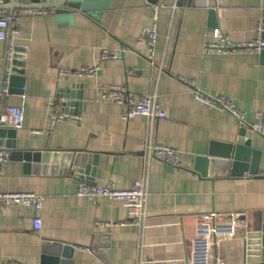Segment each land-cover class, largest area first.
I'll list each match as a JSON object with an SVG mask.
<instances>
[{
	"label": "crops",
	"instance_id": "crops-1",
	"mask_svg": "<svg viewBox=\"0 0 264 264\" xmlns=\"http://www.w3.org/2000/svg\"><path fill=\"white\" fill-rule=\"evenodd\" d=\"M157 1L109 0L102 9L72 15L55 9L47 15L0 10L9 19L10 34L9 40H0V74L9 49L20 55L14 60L25 78L22 94L2 97L0 117L17 106L24 109L25 121L16 131V148H10L0 189L43 197L39 210L0 206V264H45L51 258L42 248L47 240L72 247L71 255H61L57 264H190L202 216L210 223L222 224L226 218L234 223L233 235L213 247L208 264H248L259 256L264 134L252 131L250 124L257 111L264 112L262 52L218 54L205 52L204 44L214 41L217 28L235 42L256 38L259 28L264 37V0H208L209 7L196 0H163L156 45L162 71L148 62L140 39L143 27L153 21L151 6ZM123 48L121 59L102 57L103 49ZM94 65L99 70L93 77L60 75ZM103 85L121 86L134 98L157 92L167 117L156 123L155 140L181 153L180 166L159 159L145 162L148 119L123 120L124 105L100 98ZM196 90L224 96L245 113L252 133L243 138L251 141L252 153L241 175H232L231 166L213 178L195 170L196 157L207 156L213 144L237 143L243 126L232 113L198 99ZM52 101L80 120L60 121L50 130ZM79 150L97 154L96 163L86 159L81 173L73 171L72 162L61 166L64 152ZM15 151L49 152L50 157L28 162ZM55 152L59 155L53 161ZM144 176L150 213L144 230L123 224L130 215L122 202L107 197L94 202L77 194L81 181L130 189ZM36 216L40 230L33 226ZM99 221L108 224L97 226ZM196 264H202L199 258Z\"/></svg>",
	"mask_w": 264,
	"mask_h": 264
},
{
	"label": "built area",
	"instance_id": "built-area-1",
	"mask_svg": "<svg viewBox=\"0 0 264 264\" xmlns=\"http://www.w3.org/2000/svg\"><path fill=\"white\" fill-rule=\"evenodd\" d=\"M23 3H31V0H20ZM2 4V0H0ZM196 5L209 7L208 0H196ZM165 6L163 0H159L152 4V23L149 26L143 27L140 39L146 46V59L153 67H158L161 71L163 66L156 60V45L158 38V20L159 12ZM41 15L49 14V9H30ZM9 19L6 16H0V40H7L9 38ZM214 41L206 42L204 44L205 52H212L218 54H233L239 52H254L261 53L264 50V37L262 30L259 28L256 38L250 41L235 42L217 28L214 30ZM126 49H103L102 57L105 59H121L124 56ZM13 57V51H9V58ZM99 70V65L85 67L79 71L64 70L60 72L61 76H75L86 75L93 77ZM10 75L8 74L5 86L0 90V96L9 95ZM187 83H191L186 80ZM99 96L102 100L112 101L125 106V111L122 115L123 120L129 121L137 116H145L148 119L147 137L144 148V159L149 164L151 159H159L165 161L173 166H180L182 163V155L176 149L158 143L155 140L156 123L167 117L165 110L158 101L157 92L151 91L140 98L131 97L125 88L116 85H103L98 88ZM196 96L207 105L218 108L222 111L232 113L238 118L242 125H247L246 115L234 103L229 101L224 96L210 97L204 95L200 90L195 91ZM52 114L49 121L50 130L60 121L65 120H80L79 115H74L66 112L61 108L56 101L50 103ZM25 114L22 107L11 106L8 107L5 113L0 117V126L9 129H21L24 125ZM252 131L264 134V112L257 111L253 122L250 124ZM12 151L7 147H0V177L5 173V165L11 158ZM77 194L81 197H87L91 201H97L101 197H107L112 200H117L123 203L128 209L130 219L123 224L134 225L140 227L142 230L147 226L150 219L148 210V178L147 176L137 179L130 189H119L112 185L97 186L81 181L78 184ZM15 204L19 206H32L36 210L42 208L43 197L31 192H5L0 189V206ZM108 223L97 222V226H104ZM33 226L35 230L42 228L41 218L36 216L33 219ZM234 223L231 219L226 218L222 224L210 223L207 216L200 217L197 233L195 238L194 250L191 255L193 259L190 264H196L197 258L202 264H208L207 258L213 247L220 246L222 242L226 241L233 235ZM6 264H24L19 261L11 260ZM219 264H224L219 263Z\"/></svg>",
	"mask_w": 264,
	"mask_h": 264
},
{
	"label": "water",
	"instance_id": "water-1",
	"mask_svg": "<svg viewBox=\"0 0 264 264\" xmlns=\"http://www.w3.org/2000/svg\"><path fill=\"white\" fill-rule=\"evenodd\" d=\"M44 1V4L38 2ZM109 0H31V3H23L20 0H2L0 4V10L9 9L12 14L16 9H55L56 13L59 14H75L77 11H91L102 9L107 6ZM10 38V35H9ZM8 38V40H9ZM262 61L264 62V50L261 53ZM20 57L13 53V59L8 62L9 49L7 52L6 64L1 69L0 74V90L5 86V81L8 76V72H11L10 82H9V94H22L23 87L25 85V78L23 77L24 69L16 67L20 62L14 60V58ZM9 63V67H8ZM21 64V63H20ZM12 65H14L12 67ZM9 68V70H8ZM11 68V69H10ZM2 96H0V110H1ZM15 129H9L0 126V147L16 148L14 138L16 136ZM247 132L252 133L248 130L245 125L242 126L240 136L237 139V143L230 145H219L213 144L207 156H198L195 159V170L202 174L203 176L214 177L216 173L220 175H225L229 167L231 166L232 175H241L243 170H247L245 162L248 160L249 154L252 153L251 141L249 139L243 138ZM14 155L22 156L25 161H35L40 162L41 159H49V152L43 154L40 151H15ZM17 153V154H16ZM21 154V155H20ZM59 152H55L52 155V160L56 161ZM62 157L61 166L67 167L68 163L72 162V169L75 172H83L81 165H83L86 159L94 161L96 163L97 154L88 151H73L64 152ZM254 168L250 171L254 172ZM91 174L94 176L95 169L93 167ZM260 236H261V249L259 250V256L248 264H264V218L263 223L260 226ZM43 252L45 254H50L51 258L45 264H57L60 256L69 257L71 255L72 247L68 244H64L60 241H50L47 240L43 243ZM63 263V262H62Z\"/></svg>",
	"mask_w": 264,
	"mask_h": 264
}]
</instances>
